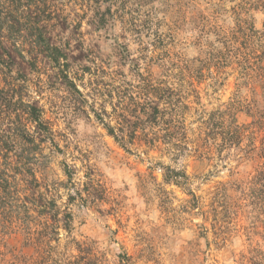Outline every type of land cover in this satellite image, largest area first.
Listing matches in <instances>:
<instances>
[{"label": "clouds", "instance_id": "clouds-1", "mask_svg": "<svg viewBox=\"0 0 264 264\" xmlns=\"http://www.w3.org/2000/svg\"><path fill=\"white\" fill-rule=\"evenodd\" d=\"M0 264H264V0H0Z\"/></svg>", "mask_w": 264, "mask_h": 264}]
</instances>
